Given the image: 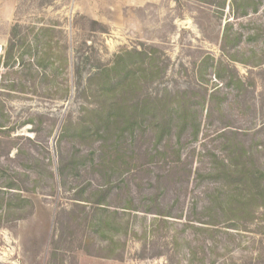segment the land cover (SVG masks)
<instances>
[{
  "label": "rangeland",
  "instance_id": "1",
  "mask_svg": "<svg viewBox=\"0 0 264 264\" xmlns=\"http://www.w3.org/2000/svg\"><path fill=\"white\" fill-rule=\"evenodd\" d=\"M236 1L0 0V264H264V209L246 230L198 223L222 185L208 173L225 136L264 171V0ZM17 24L57 25L55 69L3 67ZM144 48L165 73L143 97L186 93L197 136L179 116L161 142L152 120L81 136L89 78Z\"/></svg>",
  "mask_w": 264,
  "mask_h": 264
},
{
  "label": "trees",
  "instance_id": "2",
  "mask_svg": "<svg viewBox=\"0 0 264 264\" xmlns=\"http://www.w3.org/2000/svg\"><path fill=\"white\" fill-rule=\"evenodd\" d=\"M241 2L244 3V0ZM257 11L256 6L253 12ZM247 13L244 12V16ZM56 27V24L26 27L23 34V26L15 25L5 49L3 67L14 69L26 64L30 69H55V52L51 43L53 34L57 32ZM154 52L152 48L127 52L117 57L112 68L98 71L89 78L84 92L90 93L97 104L89 110L92 125L82 126L81 136L103 138L110 135L112 130L118 131V138L125 133L133 135L138 130L143 131L145 123L152 120L158 130V142H161L173 131L177 116L182 123L179 132L186 130L190 120L194 124V136H197L199 125L195 108L186 93L170 94L169 100L168 96L163 100L143 97L144 85L141 84L156 80L165 73L164 68L159 67ZM127 59L128 63L124 62ZM216 77L221 79L220 73ZM210 97L214 101L215 94L212 93ZM226 137L223 142L224 156L214 157L208 173L211 180L222 185L209 196V203L203 209L204 213L209 214L210 221H198L203 226L200 231L210 235L216 233L221 218L228 229L246 230L244 224H254L258 211L264 209V171L259 166V159L244 141L234 135L233 138ZM109 194V191L104 192L95 202L96 210L102 209ZM241 223L243 229L240 228Z\"/></svg>",
  "mask_w": 264,
  "mask_h": 264
}]
</instances>
